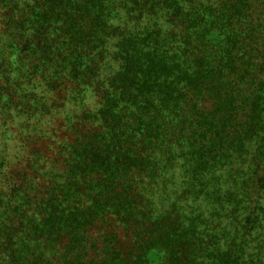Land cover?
I'll return each instance as SVG.
<instances>
[{
	"label": "trees",
	"instance_id": "16d2710c",
	"mask_svg": "<svg viewBox=\"0 0 264 264\" xmlns=\"http://www.w3.org/2000/svg\"><path fill=\"white\" fill-rule=\"evenodd\" d=\"M152 251L264 264V0H0V264Z\"/></svg>",
	"mask_w": 264,
	"mask_h": 264
},
{
	"label": "rangeland",
	"instance_id": "374dc122",
	"mask_svg": "<svg viewBox=\"0 0 264 264\" xmlns=\"http://www.w3.org/2000/svg\"><path fill=\"white\" fill-rule=\"evenodd\" d=\"M210 40L217 41L218 35L216 33H212L209 36ZM165 259L164 253L160 251H152L148 255V261L150 264H161Z\"/></svg>",
	"mask_w": 264,
	"mask_h": 264
}]
</instances>
